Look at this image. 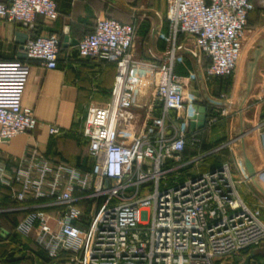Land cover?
I'll return each mask as SVG.
<instances>
[{
  "label": "built area",
  "instance_id": "obj_1",
  "mask_svg": "<svg viewBox=\"0 0 264 264\" xmlns=\"http://www.w3.org/2000/svg\"><path fill=\"white\" fill-rule=\"evenodd\" d=\"M252 10L250 0H167L169 49L154 62L132 53L139 24L98 19L94 32L79 41V56L115 63L117 74L110 102L89 108L85 119L82 137L93 168L82 173L46 159L37 149L14 174L0 162V184L16 200L61 207L55 216L29 214L17 231L49 258L68 252L77 264H216L264 242L261 208L251 209L241 199L227 164L181 180L202 160L183 157L187 147L196 148L201 140L190 135V121L181 117L188 114L186 89L192 77L174 73L176 57L185 49L177 43L183 35L195 61H209L203 69L206 80L233 76ZM38 16L56 21V1H0V19L9 23L31 26ZM25 49L28 61L57 69L61 42L56 35L32 39ZM28 61H0V145L39 125L33 110L22 103L31 71ZM143 73L153 83L139 104ZM220 101L227 102L225 97ZM230 109L212 106L205 125L215 126ZM49 133L59 135L61 128L50 125ZM233 142L238 146L236 136ZM236 156L251 184L237 150ZM79 202L89 212L75 207Z\"/></svg>",
  "mask_w": 264,
  "mask_h": 264
},
{
  "label": "crops",
  "instance_id": "obj_2",
  "mask_svg": "<svg viewBox=\"0 0 264 264\" xmlns=\"http://www.w3.org/2000/svg\"><path fill=\"white\" fill-rule=\"evenodd\" d=\"M55 1L60 13L56 21L38 16L31 26H25L0 19V61H28L25 47L30 40L37 37L56 35L61 42L57 69L48 70L39 62L28 61L31 71L22 103L24 107L33 110L39 125L33 132L17 136L8 144L0 145V162L5 172L9 174L15 173L17 167L26 160L33 149H37L52 162L66 164L82 173L92 170L93 160L89 156L88 143L82 137L85 119L89 108L103 107L110 102L117 74L115 63L102 58L79 56L77 49L79 41L94 32L98 19L108 18L121 24H139L132 48V53L137 58L145 62H154L157 57L163 58L166 53V40L170 31L167 0ZM250 2L253 10L247 16V25L241 42L243 61L238 69L239 74L234 72L233 79L236 84V122L233 126L219 123L213 127L204 125L203 130L196 126L191 130L189 123L190 131L197 133L196 137L201 143L196 148L187 147L183 157L187 161L212 151L214 148L207 147L206 150H202L204 142L209 144L212 135L214 137L221 135L218 136V140L224 138L226 140L231 131L233 135L238 130L247 131L244 141L253 145L254 154L251 155L248 151L246 154L254 161L259 186L264 192V0ZM177 43L185 49L177 55L182 58L174 65V73L185 79L192 77L188 88L194 81L201 94V100L204 101L205 93L211 99L220 101L211 91L224 92L227 78L206 80L203 69L209 61L205 58L200 64L195 61L187 51L190 45L185 36L180 35ZM260 50L263 51L259 55L257 52ZM252 62H256L257 65L253 86L250 94L240 102L238 91L245 86L247 68ZM231 78L232 76L228 79ZM152 83L153 78L150 74L143 73L139 76V104L146 100ZM201 106L206 108L207 119L208 111L211 112L213 105L204 101ZM137 110L141 112V108ZM160 113L161 108L158 107L156 115ZM171 116L176 117L175 113ZM181 117L187 120L185 114H181ZM50 125L60 127L61 133L56 136L50 135ZM137 127L138 124H135L130 130L134 132ZM221 142L223 141H219V144ZM218 166L207 164L204 168H197L194 173L186 172L190 177ZM187 175L185 173L183 178L187 179ZM251 187L264 201L262 195L252 185ZM239 196L247 205L255 202L242 193H239ZM45 202L32 200L19 202L10 188L0 184V264H77L73 260V255L68 252L60 254L56 259L49 258L33 241L17 231L18 225L33 212L44 211L55 216L60 211V206L42 207ZM259 204L260 202L256 201V205ZM75 207L89 212L85 203L79 202ZM261 211L263 215V210ZM52 225L55 223L52 222ZM78 225L84 228L86 223L80 221ZM257 259H264V256Z\"/></svg>",
  "mask_w": 264,
  "mask_h": 264
},
{
  "label": "rangeland",
  "instance_id": "obj_3",
  "mask_svg": "<svg viewBox=\"0 0 264 264\" xmlns=\"http://www.w3.org/2000/svg\"><path fill=\"white\" fill-rule=\"evenodd\" d=\"M168 44L169 43H168V36H167L166 50H165L166 52L169 49ZM179 58H182V57L177 56L175 64L179 60ZM242 61H243V57L241 54L239 59H238V62H237L235 74H239L238 69H239L240 63ZM175 74H177V73H175ZM235 74L232 76V78L226 84L227 89L224 92H220V91L217 92L215 90L211 91L212 95L216 99L220 100V99H222V97H225L227 102L235 105L236 84H234V82H233ZM228 114L229 115L227 116V118L222 119L219 122V124H221V125L227 124V126H233V124L236 122V109L231 108L229 110ZM222 135H223V133H222ZM216 136L217 137H214L212 135L210 143L206 144V142H204L203 147H202L203 151L206 150L207 147L208 148H214V149L212 151H210L208 154L201 155L202 160H200V162L196 166L189 168L188 171L190 172V174L194 173V172H196L197 168H200V169L204 168L207 164L209 166H213V167L217 166V165L220 166L222 164H227L229 169H230L232 178L235 181L237 191L239 193H242L243 195H246L252 201H255V202H251L250 205L248 204L249 207L251 206L250 207L251 209L259 207V208H261V210H263V215H262L263 221L262 222L264 223V201L252 189L251 185L244 179V174L242 171L241 163L239 162V160L237 159V156H236L237 142L231 143V141L234 139L235 135H233V133L231 131L230 134H228V137H226V140H224L225 138L221 139L223 142H221L220 144H219V141H221V140H218V136L220 137L221 135H216ZM216 140H218V141H216ZM186 175H187V172H186ZM181 180H184V178H182ZM256 201H258V203L260 202V204L258 206L256 205ZM261 203H262V205H261ZM252 249H253V251L263 250L264 249V242L261 243L260 247H253ZM5 252L7 253V250H5ZM245 255H246L245 252H240L238 255H236L235 257H233L231 259L222 260L220 264H242L243 260L246 258ZM254 264H264V259H257Z\"/></svg>",
  "mask_w": 264,
  "mask_h": 264
},
{
  "label": "water",
  "instance_id": "obj_4",
  "mask_svg": "<svg viewBox=\"0 0 264 264\" xmlns=\"http://www.w3.org/2000/svg\"><path fill=\"white\" fill-rule=\"evenodd\" d=\"M65 46V45H64ZM264 50V45H263ZM263 50H260L257 52V54H261ZM164 57V56H163ZM257 57V56H256ZM256 61V60H254ZM256 62H252L248 65L247 73H246V79H245V86L241 88L238 91V97L240 99V102H243L245 98L250 94L253 81H254V75L256 72ZM187 102H188V114H187V120L190 121V129L194 130L195 126L197 128H202L205 125L206 122V108L201 106L204 101L207 103L213 105V106H223V101H216L208 97L205 93L203 94L204 101L201 100V94L196 88V83L192 81L190 83V86L187 90ZM240 111H242V108L240 107ZM242 120V118H241ZM247 131H236L235 136L236 140H238V146H237V155L239 159L242 161V164L244 166L245 172L250 180L251 185L253 188L262 195L264 198V192L259 186V180H258V173L255 169L254 161L251 157H248L246 154V151L249 152V154H254V148L253 145L247 143L244 141V137L247 134ZM258 256H264V249L259 251H252L243 261L242 264H254L255 261L253 259Z\"/></svg>",
  "mask_w": 264,
  "mask_h": 264
},
{
  "label": "trees",
  "instance_id": "obj_5",
  "mask_svg": "<svg viewBox=\"0 0 264 264\" xmlns=\"http://www.w3.org/2000/svg\"><path fill=\"white\" fill-rule=\"evenodd\" d=\"M229 80H230V79L227 78V80H226V84L229 82ZM226 89H227V88H226ZM208 113H209V115H207V119H208V118L210 117V115H211V112H210V111H208ZM203 129H205V128H202V130H203ZM196 134H197L196 132H192V133H190V135H194V136H197ZM6 230H7V229H6ZM8 232H9V230H8ZM260 245H261V244H260ZM260 245H258L257 247H260ZM252 251H253L252 248H248V249H246V250H244V251H242V252H245V253H246L245 256L247 257ZM258 257H260V256H258ZM258 257H255V258L253 259V261H256ZM220 263H221V261H220V262L218 261L216 264H220Z\"/></svg>",
  "mask_w": 264,
  "mask_h": 264
},
{
  "label": "bare ground",
  "instance_id": "obj_6",
  "mask_svg": "<svg viewBox=\"0 0 264 264\" xmlns=\"http://www.w3.org/2000/svg\"><path fill=\"white\" fill-rule=\"evenodd\" d=\"M234 106H235L234 104L225 102V105L224 106H221V107L226 110V109H228L230 107L231 108H234Z\"/></svg>",
  "mask_w": 264,
  "mask_h": 264
}]
</instances>
